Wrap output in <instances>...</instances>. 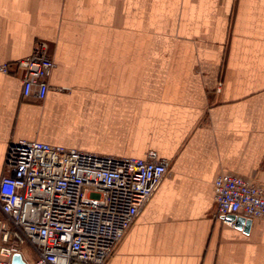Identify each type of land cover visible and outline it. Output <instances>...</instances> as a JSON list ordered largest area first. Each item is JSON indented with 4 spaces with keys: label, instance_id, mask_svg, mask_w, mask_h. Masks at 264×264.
<instances>
[{
    "label": "crops",
    "instance_id": "0c3cea01",
    "mask_svg": "<svg viewBox=\"0 0 264 264\" xmlns=\"http://www.w3.org/2000/svg\"><path fill=\"white\" fill-rule=\"evenodd\" d=\"M38 42L43 100L0 72V178L20 139L154 152L168 173L111 264H264V221L217 217L213 193L222 173L264 184V0H0V66Z\"/></svg>",
    "mask_w": 264,
    "mask_h": 264
},
{
    "label": "built area",
    "instance_id": "2783aa9c",
    "mask_svg": "<svg viewBox=\"0 0 264 264\" xmlns=\"http://www.w3.org/2000/svg\"><path fill=\"white\" fill-rule=\"evenodd\" d=\"M54 68L44 42L0 72L20 73L24 98L43 100ZM169 162L95 155L35 140L12 142L0 178V264L29 251L31 264H111L138 213L168 173ZM219 218L264 221V184L236 173L213 180ZM29 263V262H28Z\"/></svg>",
    "mask_w": 264,
    "mask_h": 264
},
{
    "label": "water",
    "instance_id": "95a60500",
    "mask_svg": "<svg viewBox=\"0 0 264 264\" xmlns=\"http://www.w3.org/2000/svg\"><path fill=\"white\" fill-rule=\"evenodd\" d=\"M228 218L232 219L235 221V224L239 227L241 225L245 226V228L247 229L248 226L251 223L250 219L241 217V216H237V215H228ZM10 264H27L26 261L24 260L23 256L19 253L13 254L11 259H10Z\"/></svg>",
    "mask_w": 264,
    "mask_h": 264
}]
</instances>
